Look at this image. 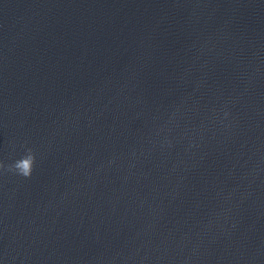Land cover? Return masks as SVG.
<instances>
[{"label":"water","instance_id":"obj_1","mask_svg":"<svg viewBox=\"0 0 264 264\" xmlns=\"http://www.w3.org/2000/svg\"><path fill=\"white\" fill-rule=\"evenodd\" d=\"M26 147L0 264H264V0H0V161Z\"/></svg>","mask_w":264,"mask_h":264},{"label":"clouds","instance_id":"obj_2","mask_svg":"<svg viewBox=\"0 0 264 264\" xmlns=\"http://www.w3.org/2000/svg\"><path fill=\"white\" fill-rule=\"evenodd\" d=\"M229 115L230 113L227 111L224 112L225 119H227ZM26 143L27 142H25V145ZM35 164V151L32 148L26 147L25 153L12 163L5 165L2 161H0V175L11 173L25 179H30L34 171Z\"/></svg>","mask_w":264,"mask_h":264}]
</instances>
